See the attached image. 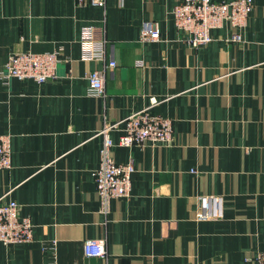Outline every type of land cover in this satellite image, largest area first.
<instances>
[{
	"label": "crops",
	"instance_id": "obj_1",
	"mask_svg": "<svg viewBox=\"0 0 264 264\" xmlns=\"http://www.w3.org/2000/svg\"><path fill=\"white\" fill-rule=\"evenodd\" d=\"M181 1L0 0V135L11 156L0 198L33 224L30 243L0 242V264H255L264 249V0H253L242 42L226 41L225 24L195 48L174 25ZM148 21L158 41H141ZM86 25L104 28L116 63L105 98L87 92L100 65L81 60ZM52 51L55 80L1 77L11 55ZM146 108L171 120L173 144L120 146L122 120ZM118 122L110 156L135 171L130 196L104 213L93 172L100 132ZM201 211L212 218L198 220ZM97 239L106 256H85V241Z\"/></svg>",
	"mask_w": 264,
	"mask_h": 264
},
{
	"label": "built area",
	"instance_id": "obj_2",
	"mask_svg": "<svg viewBox=\"0 0 264 264\" xmlns=\"http://www.w3.org/2000/svg\"><path fill=\"white\" fill-rule=\"evenodd\" d=\"M78 6H104L106 0H76ZM253 9V0H182L172 10L174 25L182 34L181 41L187 46L198 47L212 39L210 30L228 24L232 32L227 42H242L240 34ZM141 41L154 42L160 39L158 24L145 22L141 29ZM81 60L98 63L99 68L88 76L87 92L90 96L105 98L106 75L116 68L114 60L107 56V40L103 27L86 25L80 32ZM59 52L33 53L23 52L9 57L1 74L4 80H33L42 84L57 78L60 62ZM155 102V99H152ZM121 135L118 144L124 147L152 145H172L174 142L172 122L155 115L148 108L131 112L122 120ZM119 130V122L105 125L100 132L103 144L100 149V165L93 172L96 191L102 204V211H108V204L114 198H127L131 192V176L135 171L132 163L117 164L111 156L112 140L110 132ZM11 167L10 137L0 135V170ZM212 218L207 213L199 212L198 220ZM33 240V224L28 217L19 214V205L12 200L0 198V242L5 245L30 243ZM84 254L87 257L106 256L105 241L102 239L86 240ZM255 264H264V249L257 252Z\"/></svg>",
	"mask_w": 264,
	"mask_h": 264
}]
</instances>
